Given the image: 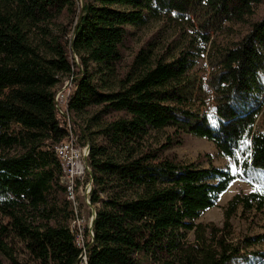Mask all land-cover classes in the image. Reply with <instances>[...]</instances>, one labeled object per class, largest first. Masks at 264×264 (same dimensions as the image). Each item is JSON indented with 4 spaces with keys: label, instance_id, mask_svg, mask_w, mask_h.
<instances>
[{
    "label": "trees",
    "instance_id": "obj_1",
    "mask_svg": "<svg viewBox=\"0 0 264 264\" xmlns=\"http://www.w3.org/2000/svg\"><path fill=\"white\" fill-rule=\"evenodd\" d=\"M170 1L0 0V264H79L83 254L86 264H231L246 255L264 264V232L235 239L231 224L238 209L264 210V128L250 148H232L264 101V16L252 21L264 0H194L219 28L244 29L215 65L222 117L213 124L186 94L197 58H211L208 35L171 56L148 44L123 70L130 28L169 12ZM65 81L60 113L54 97ZM173 117L195 123L150 144ZM182 133L212 142L239 175L164 154ZM70 136L89 149L85 179L98 205L82 248L54 154ZM237 179L256 187L227 201L220 226L196 223Z\"/></svg>",
    "mask_w": 264,
    "mask_h": 264
},
{
    "label": "rangeland",
    "instance_id": "obj_2",
    "mask_svg": "<svg viewBox=\"0 0 264 264\" xmlns=\"http://www.w3.org/2000/svg\"><path fill=\"white\" fill-rule=\"evenodd\" d=\"M78 1L81 2V0ZM170 4L169 12L161 13L159 16L149 15L143 26L130 28L131 36H129L126 46L121 51L123 70L125 69V65L131 61L132 55L141 47H145L148 44L153 46V50L157 54L171 56L172 54H177L191 40H201V37L208 35L210 41H215L211 58L208 59L206 53L197 58L195 65L189 71V77L193 84L186 94L190 98V105L193 111L206 116L209 123L213 124L214 119L222 117V109L219 107L218 102L219 95L215 92V88H217L215 65L224 58V54L220 53L221 50L232 42H235L239 35L244 34V29L239 26H232V29L219 28L218 21L211 20L203 10H199L194 0H171ZM263 16L264 4L258 8L252 21H258ZM208 48L209 44L206 46V50ZM66 82L56 90V93L61 92V94L68 95V84L66 85ZM64 85H66L65 88ZM259 105L261 106L260 113L252 128L249 129L248 125L240 126L238 135L235 137L232 145L234 150H245L253 146L256 133L264 128V101L263 103L260 101ZM57 107L60 113H62L64 106L60 101L57 102ZM194 123L195 121L192 120L173 117L172 125L160 132L151 133L148 142L158 145L164 141L166 136L171 135V133L177 130V128L186 129ZM181 138V145L172 147L165 151L164 154H172L181 162H194L204 168L211 165L233 173L230 168L232 165H235L234 162L227 157L221 156L212 142L186 133H182ZM79 146L82 148V145ZM80 150L84 154L86 148ZM88 184V181L86 182L84 178L81 181V186L77 187L75 193L77 215L82 219L77 229L82 231L83 243L88 240L86 234L88 235V230L92 224L91 220L98 206L97 204L92 205L89 202V193L87 196ZM253 187L256 186L250 183L248 179L234 180L218 197L215 206L204 211L196 220V223H213L220 226L222 223L223 207L227 201L233 195L247 193ZM63 197L66 199L65 195ZM72 210L74 209L72 208ZM231 224L232 236L235 239H240L245 235L255 236L263 234L264 210L261 213H255L254 211L242 212L241 209H238L236 215L231 219ZM188 239H192L191 234L188 235ZM262 247V245H253L247 250L255 251ZM251 257L250 255H246L242 260L239 259L231 264H260L258 261L251 260Z\"/></svg>",
    "mask_w": 264,
    "mask_h": 264
},
{
    "label": "built area",
    "instance_id": "obj_3",
    "mask_svg": "<svg viewBox=\"0 0 264 264\" xmlns=\"http://www.w3.org/2000/svg\"><path fill=\"white\" fill-rule=\"evenodd\" d=\"M67 84L68 82H66V85ZM66 85H64V88L66 87ZM66 97H67L66 94H61V92H57L54 97V102L56 104V107L58 101H60L64 106ZM82 148H86L84 154H82L80 150ZM82 148L77 146L76 139L71 136L65 142H62L54 147V154L60 164L61 172H62L60 177V183L64 186L66 200L70 202L71 208L74 209L73 210L74 218L70 221L69 227L74 235L75 245L79 248H82L84 243L82 240V231L77 229L78 224L80 221L82 222V219H80L79 216L77 215V207L75 206V193L77 187L81 186L80 185L81 181L84 178H86L87 174L89 176L90 173V170L85 162L88 154L87 151L88 147H82ZM88 183H89L88 184L89 189L87 192V196L88 193L90 192V181H88ZM87 237L88 239L92 237L91 225L88 230ZM84 255L85 254L81 256L79 264H86V259Z\"/></svg>",
    "mask_w": 264,
    "mask_h": 264
},
{
    "label": "snow or ice",
    "instance_id": "obj_4",
    "mask_svg": "<svg viewBox=\"0 0 264 264\" xmlns=\"http://www.w3.org/2000/svg\"><path fill=\"white\" fill-rule=\"evenodd\" d=\"M243 143V142H242ZM231 154V153H230ZM236 159H240V153L237 152L236 153ZM230 170L235 174V175H239L240 170L237 168L236 165H232ZM261 192H264V189H261Z\"/></svg>",
    "mask_w": 264,
    "mask_h": 264
},
{
    "label": "water",
    "instance_id": "obj_5",
    "mask_svg": "<svg viewBox=\"0 0 264 264\" xmlns=\"http://www.w3.org/2000/svg\"><path fill=\"white\" fill-rule=\"evenodd\" d=\"M81 2H82V0H81ZM88 150H89V149L87 148V151H88ZM85 162H86V160H85ZM86 165H87V164H86ZM94 216H95V214H94ZM94 216H93L91 222H93V220H94ZM91 226H92V224H91Z\"/></svg>",
    "mask_w": 264,
    "mask_h": 264
}]
</instances>
